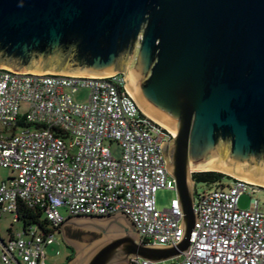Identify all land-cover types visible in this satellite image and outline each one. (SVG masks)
Listing matches in <instances>:
<instances>
[{"label":"water","instance_id":"1","mask_svg":"<svg viewBox=\"0 0 264 264\" xmlns=\"http://www.w3.org/2000/svg\"><path fill=\"white\" fill-rule=\"evenodd\" d=\"M0 69L92 78L124 72L138 109L175 135L164 154L182 241L143 244L124 215L76 217L121 230L81 255L77 248L70 264L182 256L197 221L195 172L264 187V0H0Z\"/></svg>","mask_w":264,"mask_h":264},{"label":"built area","instance_id":"2","mask_svg":"<svg viewBox=\"0 0 264 264\" xmlns=\"http://www.w3.org/2000/svg\"><path fill=\"white\" fill-rule=\"evenodd\" d=\"M124 78L0 69V167L13 173L0 184V218L9 213L17 222L23 205L42 211L51 230L0 237V264H46L45 249L76 217L124 215L143 244L169 247L182 241L177 185L164 154L175 135L143 115L126 94ZM80 90L88 91L86 103L74 99ZM161 190L176 193L168 209L158 207ZM262 190L234 178L226 189L198 194L194 182L197 221L189 250L173 263L133 259L132 264H264L261 202L252 199L249 210L239 207L247 191Z\"/></svg>","mask_w":264,"mask_h":264},{"label":"rangeland","instance_id":"3","mask_svg":"<svg viewBox=\"0 0 264 264\" xmlns=\"http://www.w3.org/2000/svg\"><path fill=\"white\" fill-rule=\"evenodd\" d=\"M74 99L78 103H86L88 100V91L80 90L74 95ZM113 153L119 157L120 148L117 145L112 146ZM13 175L11 170L4 169L0 167V184L2 182H7L9 178ZM232 181L225 180V183L231 184ZM215 189V185L210 187L205 183H195V189L198 194H203L211 189ZM176 193L168 190H161L157 193V204L159 209L164 210L168 209L171 205L172 200L175 198ZM252 199L260 200L261 210L264 211V190L260 191L259 194L253 195L250 191H247L239 201V207L242 210L251 209ZM123 222V218L121 219ZM71 224H74L79 230L93 233L92 235L86 236L84 240L78 243V246H81L84 251L91 250L92 247L96 246L98 243L107 240L108 238L115 237L120 234V228L115 225H109L108 220L102 221H93L94 225H91L89 220L83 218H74L69 221ZM106 229V233H103L100 229ZM23 231V224L21 222L15 221V216L13 214H4L0 218V237L3 240H8L11 235L17 236ZM46 254V264H70L68 262V256L72 252L68 251L62 244L61 238L57 235L55 242L52 245H49L45 249ZM2 258V253L0 250V259ZM73 259V258H72ZM168 262H176L175 260H169Z\"/></svg>","mask_w":264,"mask_h":264},{"label":"trees","instance_id":"4","mask_svg":"<svg viewBox=\"0 0 264 264\" xmlns=\"http://www.w3.org/2000/svg\"><path fill=\"white\" fill-rule=\"evenodd\" d=\"M209 176L216 177V182H209ZM193 180L195 183H205L208 185H215V188L226 189L230 184L225 183V180L233 181L234 178L227 176L220 172H196L193 174ZM19 219L17 222L23 224V229L29 231L30 229H37L43 233H49V222L44 218L43 212L40 210L29 209L26 206H21L19 211ZM70 258L69 261H71Z\"/></svg>","mask_w":264,"mask_h":264},{"label":"flooded vegetation","instance_id":"5","mask_svg":"<svg viewBox=\"0 0 264 264\" xmlns=\"http://www.w3.org/2000/svg\"><path fill=\"white\" fill-rule=\"evenodd\" d=\"M123 74H125L124 72H122ZM169 143V142H168ZM166 143V144H168ZM209 178H212L213 181H209L211 183H215L216 182V177L214 176H209ZM93 233H89L86 231H82L81 229L79 230L77 227L74 226V224H71L69 222V219L65 222V224L59 229L58 231V235L61 238V242L63 244V246L70 252H72V254L70 256H68V262H70V258H74L76 252H77V248H78V243L82 240H84V238L86 236L92 235Z\"/></svg>","mask_w":264,"mask_h":264},{"label":"bare ground","instance_id":"6","mask_svg":"<svg viewBox=\"0 0 264 264\" xmlns=\"http://www.w3.org/2000/svg\"><path fill=\"white\" fill-rule=\"evenodd\" d=\"M259 186V185H258ZM262 187V186H260ZM264 188V187H263ZM78 249H79V254L81 255L82 253H84V250L81 246H78Z\"/></svg>","mask_w":264,"mask_h":264},{"label":"crops","instance_id":"7","mask_svg":"<svg viewBox=\"0 0 264 264\" xmlns=\"http://www.w3.org/2000/svg\"><path fill=\"white\" fill-rule=\"evenodd\" d=\"M70 263V262H69Z\"/></svg>","mask_w":264,"mask_h":264}]
</instances>
